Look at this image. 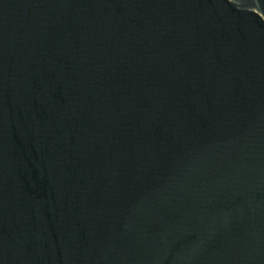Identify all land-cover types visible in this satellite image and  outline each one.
<instances>
[{
    "label": "water",
    "instance_id": "1",
    "mask_svg": "<svg viewBox=\"0 0 264 264\" xmlns=\"http://www.w3.org/2000/svg\"><path fill=\"white\" fill-rule=\"evenodd\" d=\"M219 264H264V241Z\"/></svg>",
    "mask_w": 264,
    "mask_h": 264
}]
</instances>
